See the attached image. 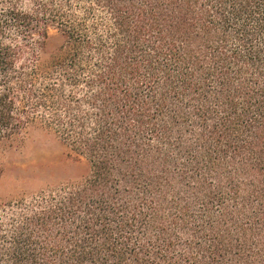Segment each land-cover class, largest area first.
<instances>
[{
  "label": "trees",
  "instance_id": "16d2710c",
  "mask_svg": "<svg viewBox=\"0 0 264 264\" xmlns=\"http://www.w3.org/2000/svg\"><path fill=\"white\" fill-rule=\"evenodd\" d=\"M35 131L90 174L0 264H264V0H0V180Z\"/></svg>",
  "mask_w": 264,
  "mask_h": 264
},
{
  "label": "rangeland",
  "instance_id": "374dc122",
  "mask_svg": "<svg viewBox=\"0 0 264 264\" xmlns=\"http://www.w3.org/2000/svg\"><path fill=\"white\" fill-rule=\"evenodd\" d=\"M89 174L90 164L85 158L70 154L53 135L35 131L6 154L0 202L78 183Z\"/></svg>",
  "mask_w": 264,
  "mask_h": 264
}]
</instances>
